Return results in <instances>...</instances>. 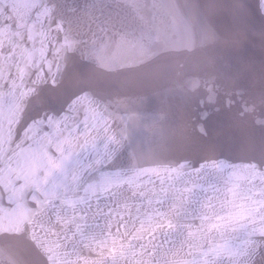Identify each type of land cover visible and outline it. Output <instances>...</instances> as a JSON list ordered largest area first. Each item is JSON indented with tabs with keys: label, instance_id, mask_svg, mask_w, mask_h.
Wrapping results in <instances>:
<instances>
[{
	"label": "snow or ice",
	"instance_id": "1",
	"mask_svg": "<svg viewBox=\"0 0 264 264\" xmlns=\"http://www.w3.org/2000/svg\"><path fill=\"white\" fill-rule=\"evenodd\" d=\"M138 19L83 42L58 0H0V223L38 225L49 264H264V155L160 157L131 116L110 123L119 101L85 87L49 101L69 53L152 51L166 22Z\"/></svg>",
	"mask_w": 264,
	"mask_h": 264
},
{
	"label": "water",
	"instance_id": "2",
	"mask_svg": "<svg viewBox=\"0 0 264 264\" xmlns=\"http://www.w3.org/2000/svg\"><path fill=\"white\" fill-rule=\"evenodd\" d=\"M58 2L65 29L71 26L83 42L93 32L103 36L101 27L109 36L139 27L138 13L166 23L146 54L115 45L103 61L69 53L51 103L79 87L119 101L110 123L116 127L121 115L131 116L130 125H139L134 143L160 157L240 163L264 155V0H155L157 7L154 0ZM140 4L147 6L133 7ZM204 111L210 115L201 120ZM34 233L43 235L35 224L0 223V264H49Z\"/></svg>",
	"mask_w": 264,
	"mask_h": 264
}]
</instances>
